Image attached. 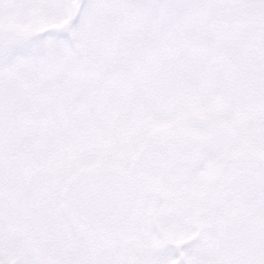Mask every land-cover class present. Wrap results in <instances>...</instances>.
<instances>
[{
  "label": "flooded vegetation",
  "instance_id": "obj_1",
  "mask_svg": "<svg viewBox=\"0 0 264 264\" xmlns=\"http://www.w3.org/2000/svg\"><path fill=\"white\" fill-rule=\"evenodd\" d=\"M93 1L41 27L0 6V264H264V93L242 87L247 119L191 100L206 90L174 85L192 56L176 53L175 0ZM96 10L128 20L95 26ZM65 20L67 32L47 29ZM25 204L40 226L28 245Z\"/></svg>",
  "mask_w": 264,
  "mask_h": 264
},
{
  "label": "rangeland",
  "instance_id": "obj_2",
  "mask_svg": "<svg viewBox=\"0 0 264 264\" xmlns=\"http://www.w3.org/2000/svg\"><path fill=\"white\" fill-rule=\"evenodd\" d=\"M73 1L0 0V6L6 7L9 3H14L17 8L11 13L15 15L16 27H23V23L26 21L31 22L33 27H41L44 23L66 16L68 11L66 8ZM121 2L124 3V0ZM91 5L101 6L104 5V2L94 0ZM99 11L96 10L92 15L90 14V22L95 26L99 23L103 25L104 21L111 17V14L100 13ZM170 11L172 12V9ZM0 12V16H2L3 10L1 9ZM138 15L142 16V14ZM163 15L165 21H168L170 15L167 9ZM112 17L113 21L128 20L127 15V18H124V15L119 12L113 13ZM152 19L156 20V15L148 14L144 21ZM171 20L175 26L176 53L181 56L192 54L191 57H188L191 60L177 62V65L181 67L179 70L183 71L176 74L178 77H175L176 83L174 85L185 82L187 88L191 90H206L205 93H202L203 96L193 91L189 98L199 102L202 100L213 106L221 103L222 111L227 117L231 118L234 115L239 119L243 116L246 117L248 100L243 98L248 93L247 89H242V87L247 88L251 82L250 88H254L256 92L264 93V0H175ZM220 37L223 42V55L226 57L222 65L215 59L217 54L216 43ZM86 39V37L81 39L79 52ZM202 39L208 40L203 42L206 43L205 45H200ZM191 40H194L195 44L185 48V42H191ZM65 48L62 51L65 54L77 53L76 47L65 46ZM248 59L255 62V66H257L256 72L251 74L254 80L249 78L248 73L244 71L243 64H246ZM234 61H238L240 66L241 75L239 76L233 73V70L236 69L234 67L236 62ZM260 67L263 71L260 70ZM254 102L256 105L253 108V114L255 123L258 125L264 115V94L260 98H256ZM246 119L242 121L247 124ZM17 214H21L22 222L15 223L18 226L16 229L19 230V235H22L21 238L25 240L23 245H28V237L32 236V232L38 231L40 226L32 220L30 204L18 205ZM0 225L8 229L11 226L7 221ZM6 239L14 243L13 247L16 252L23 255L24 246L17 241V235H7ZM263 244L264 241L257 243V245ZM261 254L260 248H257L256 256ZM223 262L229 264L225 259Z\"/></svg>",
  "mask_w": 264,
  "mask_h": 264
},
{
  "label": "water",
  "instance_id": "obj_3",
  "mask_svg": "<svg viewBox=\"0 0 264 264\" xmlns=\"http://www.w3.org/2000/svg\"><path fill=\"white\" fill-rule=\"evenodd\" d=\"M47 29L53 32H57V31H63L67 32L68 30V20L63 21L61 23H57V24H51L49 26H47ZM46 29H42L39 32L43 33L45 32Z\"/></svg>",
  "mask_w": 264,
  "mask_h": 264
}]
</instances>
